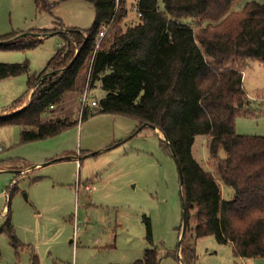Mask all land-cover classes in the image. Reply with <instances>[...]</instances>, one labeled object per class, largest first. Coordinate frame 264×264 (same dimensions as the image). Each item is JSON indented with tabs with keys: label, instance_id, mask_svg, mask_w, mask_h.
I'll list each match as a JSON object with an SVG mask.
<instances>
[{
	"label": "trees",
	"instance_id": "16d2710c",
	"mask_svg": "<svg viewBox=\"0 0 264 264\" xmlns=\"http://www.w3.org/2000/svg\"><path fill=\"white\" fill-rule=\"evenodd\" d=\"M34 1L39 11L50 12L54 6L49 0ZM82 1L95 10L91 29L34 31L60 34L65 45L43 71L28 75V90L12 110L24 105L44 75L55 74L39 84L22 110L1 116L0 127L18 126L22 144L58 137L100 114L128 117L139 128H157L166 139H160L165 153L175 161L174 152L182 169L187 232L195 208L194 238L213 236L218 243H230L234 257L264 258V136L239 135L235 125L249 104L243 68L248 61H259L264 68V3L252 1L235 12L238 0H163L161 11L159 0H138L140 23L123 30L127 0ZM16 35L2 36L0 42ZM34 39L18 48L36 47L41 38ZM23 40H14L12 46ZM28 73L24 63L0 64V81ZM85 75L89 87L99 83L105 96L79 118L65 109L69 100L81 96ZM198 137L206 138L218 180L193 156ZM218 181L233 190L231 200L222 198ZM15 191L13 187L10 196ZM4 218L0 234L9 236L16 251L24 248L10 206ZM147 231L151 242L149 226ZM181 257L185 264H196L195 247L186 236ZM160 260L153 248L134 264H160ZM32 264H39L34 250Z\"/></svg>",
	"mask_w": 264,
	"mask_h": 264
},
{
	"label": "rangeland",
	"instance_id": "374dc122",
	"mask_svg": "<svg viewBox=\"0 0 264 264\" xmlns=\"http://www.w3.org/2000/svg\"><path fill=\"white\" fill-rule=\"evenodd\" d=\"M252 1L264 3L238 0L233 11H241ZM49 2L54 6L47 12L37 10L34 0H0V37L17 34L15 40L42 29L92 28L95 10L91 4L82 0ZM137 3L127 0L123 30L140 23ZM159 7L164 11L163 0H159ZM27 37L16 47L12 46L14 40L0 42L8 44L0 46V64L24 63L29 70L0 81V116L9 114L3 112L12 110L27 92L28 75L43 71L65 45L63 36L55 34L42 37L34 48H18L35 40ZM206 60L213 64L207 56ZM83 85L81 96L69 100L65 109H72L79 118L86 107H92L91 102L82 106L86 92L91 101L105 96L99 83L89 87L88 75ZM243 88L249 104L247 112L236 119V133L264 136V68L259 61H248L243 68ZM30 94L22 107L9 112L25 107ZM138 129V123L128 117L100 114L58 137L22 144L18 126L0 127V229L10 206L16 234L25 246L16 251L9 236L1 233L0 264H32V250L39 264H134L153 248L160 264H181L182 203L176 163L161 146L159 131ZM206 146V138L198 137L193 156L215 175ZM65 156L74 159L56 162ZM47 159L55 163L42 166ZM218 183L222 198L231 200L233 190ZM13 187L16 191L10 196ZM195 213L193 208L192 229L185 236L195 247L196 264H264V258L234 257L231 244L218 243L213 236L194 238Z\"/></svg>",
	"mask_w": 264,
	"mask_h": 264
},
{
	"label": "water",
	"instance_id": "95a60500",
	"mask_svg": "<svg viewBox=\"0 0 264 264\" xmlns=\"http://www.w3.org/2000/svg\"><path fill=\"white\" fill-rule=\"evenodd\" d=\"M27 36H33V37H38V38H42V37H48V36H51V35H40V34H38V33H34V32H31V33H26V34H23V35H20V36H18L15 40L17 41V40H20V39H22V38H24V37H27ZM3 44V43H2ZM55 73L54 72H49V73H47L46 75H44V77L35 85V87L32 89V91H31V94H30V98H29V101L32 99V96H33V93H34V91L36 90V88L39 86V84L43 81V80H45L46 78H48V77H50V76H52V75H54ZM24 108V107H23ZM22 108V109H23ZM21 109V110H22ZM20 111V110H19ZM1 117V116H0ZM144 127H146V125H143V126H141L140 127V129H139V131L142 129V128H144ZM153 129L155 130V131H159L157 128H154L153 127ZM163 136V135H162ZM163 140H166L165 138H164V136H163V138H162ZM173 156H174V158H175V163H176V165H177V171H178V176H179V182H180V198H181V203H182V230H181V235H180V239H179V242H178V247H179V252H178V255H179V259H180V262H181V264H185L183 261H182V257H181V245H182V241H183V239H184V237H185V235H186V232H187V223H188V212H187V207H186V203H185V199H184V196H183V193H182V186H183V182H184V180H183V173H182V169H181V166H180V164H179V161H178V159L176 158V156H175V154H174V152H173ZM67 159V157H63V158H60V159H57V160H59V161H61V160H66ZM56 160V161H57Z\"/></svg>",
	"mask_w": 264,
	"mask_h": 264
},
{
	"label": "built area",
	"instance_id": "2783aa9c",
	"mask_svg": "<svg viewBox=\"0 0 264 264\" xmlns=\"http://www.w3.org/2000/svg\"><path fill=\"white\" fill-rule=\"evenodd\" d=\"M138 15H139V17L141 16L140 13H138ZM106 30H107V27H105V28L103 29V31L99 33V37H98L99 40H102V38H103L104 35H105ZM89 102H91V104H90ZM81 103H82V106H89V104H90L92 107H94V106H97V103H98V102L95 101V100L91 101V98H89L88 93L86 92V93L83 95V97L81 98ZM87 189H88L89 191H91V189H90L89 187H87ZM87 189H86V190H87Z\"/></svg>",
	"mask_w": 264,
	"mask_h": 264
},
{
	"label": "crops",
	"instance_id": "0c3cea01",
	"mask_svg": "<svg viewBox=\"0 0 264 264\" xmlns=\"http://www.w3.org/2000/svg\"><path fill=\"white\" fill-rule=\"evenodd\" d=\"M12 111V110H5L3 113H5V114H7V113H10V112ZM64 155V154H63ZM65 157H67V160H72V159H74V157L73 156H65ZM49 161V159H47V163L45 162V164H43L42 166H48V165H51V163H55V161H53V162H48ZM58 161V160H57ZM56 161V162H57ZM73 161V160H72ZM9 166H13L12 164L11 165H9ZM37 168L38 167H40V165H37L36 166ZM26 169H28V170H31V169H33V168H31V167H27ZM7 210H6V208L4 209V211L2 212V214H5V212H6Z\"/></svg>",
	"mask_w": 264,
	"mask_h": 264
}]
</instances>
